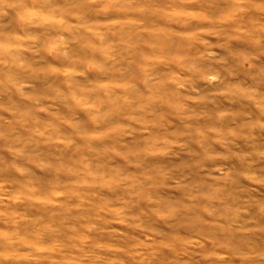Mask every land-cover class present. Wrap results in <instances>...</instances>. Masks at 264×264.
<instances>
[{
    "label": "clouds",
    "instance_id": "1",
    "mask_svg": "<svg viewBox=\"0 0 264 264\" xmlns=\"http://www.w3.org/2000/svg\"><path fill=\"white\" fill-rule=\"evenodd\" d=\"M0 264H264V0H0Z\"/></svg>",
    "mask_w": 264,
    "mask_h": 264
}]
</instances>
